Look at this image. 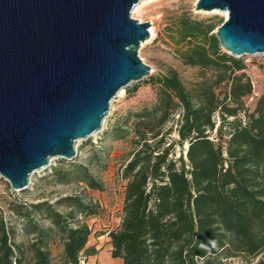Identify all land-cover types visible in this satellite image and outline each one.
I'll use <instances>...</instances> for the list:
<instances>
[{
    "label": "trees",
    "instance_id": "16d2710c",
    "mask_svg": "<svg viewBox=\"0 0 264 264\" xmlns=\"http://www.w3.org/2000/svg\"><path fill=\"white\" fill-rule=\"evenodd\" d=\"M180 27L182 40L193 39L181 53L184 64L212 69L215 80L188 91L178 73L167 69L149 79L156 86L153 108L128 113L114 126V139H123L128 122L135 120V150L122 173L127 183L121 223L109 233L112 257L123 264H225L232 258L264 264V95L241 119L242 99L252 93L250 80L235 74L244 65L220 51L211 28L190 19ZM227 82L229 89L220 97L215 89ZM126 90L133 93L137 85ZM177 109L179 143L188 147L177 159H168L163 128ZM214 130L215 139L209 135ZM83 170L80 180L99 189ZM42 206L62 235L60 264H80L90 235L85 218L94 209L76 201L81 216L76 219L72 212L62 217L45 203L35 207ZM17 251L2 226L0 264H21ZM30 252L34 264H53L42 246L34 243Z\"/></svg>",
    "mask_w": 264,
    "mask_h": 264
},
{
    "label": "water",
    "instance_id": "95a60500",
    "mask_svg": "<svg viewBox=\"0 0 264 264\" xmlns=\"http://www.w3.org/2000/svg\"><path fill=\"white\" fill-rule=\"evenodd\" d=\"M142 0H0V177L25 190L52 159L101 130L110 102L151 74L138 56ZM226 13L214 35L238 58L264 54V0H198ZM186 145V149H187Z\"/></svg>",
    "mask_w": 264,
    "mask_h": 264
},
{
    "label": "rangeland",
    "instance_id": "374dc122",
    "mask_svg": "<svg viewBox=\"0 0 264 264\" xmlns=\"http://www.w3.org/2000/svg\"><path fill=\"white\" fill-rule=\"evenodd\" d=\"M197 1L142 0L136 5L131 11V18L139 23L148 22L149 30H153L152 37L150 35L138 49V56L150 67L151 74L126 87L131 89L137 85L135 92L129 94L125 88L115 96L110 102V109L102 122L101 130L77 143L75 159H52L45 169L32 174L25 190H12L8 182L0 177V232L3 226L9 243L18 248L21 264H34L30 252L34 243L49 250L53 264L61 263L62 235L49 217L47 207H35L40 203H45L62 217L72 212L76 219H80L76 201H81L92 206L95 211V214L85 218L87 225L95 218L101 223L100 229H110L117 223L120 208L123 209L127 183L122 173L135 150L132 142L135 135L132 123L135 120L128 122L129 133L123 139H114V126L120 124L128 113H139L144 108H153L156 86L151 84L150 77H157L163 75L167 69H174L188 91L194 90L201 82H214L215 71L186 65L181 58L182 51L193 41L181 39L180 24L184 19L197 21L204 27L211 28L210 34H214L216 28L226 19L222 13H211L213 10H196ZM220 51L226 53L222 48ZM235 59L245 67L235 74L243 73L252 84V93L242 99V109L238 114L243 119L245 114L253 112L258 98L264 95V54L245 55ZM229 86L230 82L222 83L215 92L222 97L221 93L228 91ZM180 114V109L172 113L163 128L162 148L169 147L168 159H177L186 147L185 144L180 145L177 134ZM214 120L218 127L217 115ZM209 135L214 139L217 137L215 130ZM61 169L64 172L59 177L55 172ZM83 169L98 183L99 189H92L88 182L80 180L84 174ZM95 224L96 222H90L92 228ZM100 229L97 232L101 233ZM256 261L250 264H255ZM225 264H242V261L232 258Z\"/></svg>",
    "mask_w": 264,
    "mask_h": 264
},
{
    "label": "crops",
    "instance_id": "0c3cea01",
    "mask_svg": "<svg viewBox=\"0 0 264 264\" xmlns=\"http://www.w3.org/2000/svg\"><path fill=\"white\" fill-rule=\"evenodd\" d=\"M120 218L117 220V223L113 225L110 229H100V221L99 219L95 218L90 220V222H96L94 227L90 225V222H88V226L90 229V235L88 236L87 242L85 244L84 250L81 252V254L84 257L85 264H123L122 258H113L111 251H112V245H111V239L109 236V233L111 231H115L118 229L121 223L122 218V208H120ZM104 226V225H102ZM98 228V229H97ZM101 230L100 232H97L98 230ZM92 249L94 250V253L87 254L84 251Z\"/></svg>",
    "mask_w": 264,
    "mask_h": 264
},
{
    "label": "bare ground",
    "instance_id": "6f19581e",
    "mask_svg": "<svg viewBox=\"0 0 264 264\" xmlns=\"http://www.w3.org/2000/svg\"><path fill=\"white\" fill-rule=\"evenodd\" d=\"M222 13L223 15H225V16H227L226 15V13H224V12H221V11H218V10H213L211 13ZM149 33H150V35H151V37H152V34H153V30H152V28H150V30H149ZM123 92V90H121L119 93H122Z\"/></svg>",
    "mask_w": 264,
    "mask_h": 264
},
{
    "label": "built area",
    "instance_id": "2783aa9c",
    "mask_svg": "<svg viewBox=\"0 0 264 264\" xmlns=\"http://www.w3.org/2000/svg\"><path fill=\"white\" fill-rule=\"evenodd\" d=\"M79 263H80V264H85V262H84V257H80V258H79Z\"/></svg>",
    "mask_w": 264,
    "mask_h": 264
}]
</instances>
